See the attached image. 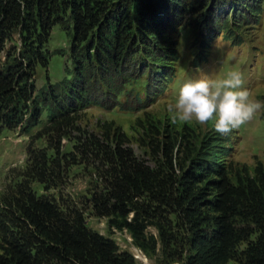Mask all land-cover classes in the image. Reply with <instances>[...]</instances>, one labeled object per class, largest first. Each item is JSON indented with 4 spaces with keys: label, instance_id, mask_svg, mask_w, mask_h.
I'll return each instance as SVG.
<instances>
[{
    "label": "trees",
    "instance_id": "trees-1",
    "mask_svg": "<svg viewBox=\"0 0 264 264\" xmlns=\"http://www.w3.org/2000/svg\"><path fill=\"white\" fill-rule=\"evenodd\" d=\"M245 1L243 5L255 12V6ZM109 4L104 0H0V127L30 130L42 123L35 70L39 63L47 64L51 30L63 24L66 15L73 25L74 58L77 48L88 41L98 58L107 56L118 66L128 43L127 12L109 15ZM186 4L187 0H139L140 12L152 23L156 16L162 22L170 19L172 7L178 12ZM103 28L115 29L113 44L102 34ZM15 33H19L20 48L9 50L2 64L7 42ZM67 97L81 103L78 95L69 92ZM56 102V110L49 111L39 133L49 140L48 147L36 150L30 142V163L21 174L22 181L0 199V264H137L115 239L88 226L84 209L62 195H38L33 188L35 182L46 190L58 188L66 165L75 164L78 157H92L102 166L105 187L92 194L93 214L108 218L110 230H127L145 254L160 247L165 264H227L231 260L264 264V164H259L254 178L236 186L218 162L198 163L187 170L180 153L175 154L168 144L164 153L171 167L182 171L168 188L158 171L120 141L110 147L104 138L90 135L65 152L63 128L72 119L68 113L77 109L71 104L65 107L60 99ZM211 174L219 176L212 181L218 191L213 197L200 185ZM150 227L157 229L158 237L149 233Z\"/></svg>",
    "mask_w": 264,
    "mask_h": 264
},
{
    "label": "rangeland",
    "instance_id": "rangeland-1",
    "mask_svg": "<svg viewBox=\"0 0 264 264\" xmlns=\"http://www.w3.org/2000/svg\"><path fill=\"white\" fill-rule=\"evenodd\" d=\"M104 1L110 3L109 15L127 12L123 22L129 37L118 66L107 56L98 58L88 41L77 48L73 57V25L69 15L63 24L53 26L46 44L47 64L39 63L35 70L42 123L30 130L0 127V199L15 191L22 181L21 174L30 163L27 150L30 142L36 150L48 147L49 140L39 137V133L48 121L49 111L56 110L58 99L65 107L71 104L77 109L68 113L72 119L63 128L65 152L74 150L75 144L79 145L90 135L104 138L110 147L120 141L137 159L158 171L169 188L175 174L182 173L178 166L175 165V170L171 167L164 153L170 144L175 154L180 153L187 170L198 163L218 162L236 186L254 178L259 164H264V110L230 135L221 136L214 130L213 122L203 126L195 122L173 123L167 105L175 101L183 83L223 77L233 70L242 72L244 87L254 98L264 101V0L244 2L255 6V12L249 11L242 0H187L186 7L178 12L172 7L170 19L162 22L156 16L154 23L145 20L139 0ZM203 3L206 5L201 10ZM189 6L191 11L187 10ZM114 30H102L112 44ZM135 37L136 43L132 44ZM20 45L19 33H15L7 42L1 63L6 61L9 50L13 51L14 47L17 51ZM81 64H84L82 68ZM69 92L78 95L81 103L69 101ZM101 167L92 157H78L75 164L66 165L63 184L58 188L46 190L38 182L33 188L38 195H62L64 200L84 209L88 226L115 239L121 250L134 255L137 264L145 263L137 258L136 250L150 264H165L160 247L147 255L134 244L127 230H110L108 218L93 214L92 194L105 187ZM217 178L211 174L200 183L211 193L210 197L218 192L212 183ZM205 213L214 215L210 210ZM148 231L158 237L155 227ZM245 246L246 243L241 248ZM227 264L240 263L231 260Z\"/></svg>",
    "mask_w": 264,
    "mask_h": 264
},
{
    "label": "clouds",
    "instance_id": "clouds-1",
    "mask_svg": "<svg viewBox=\"0 0 264 264\" xmlns=\"http://www.w3.org/2000/svg\"><path fill=\"white\" fill-rule=\"evenodd\" d=\"M244 75L229 71L223 77L201 78L183 83L174 102L167 105L173 123H214V130L228 136L264 110V101L244 87Z\"/></svg>",
    "mask_w": 264,
    "mask_h": 264
},
{
    "label": "bare ground",
    "instance_id": "bare-ground-1",
    "mask_svg": "<svg viewBox=\"0 0 264 264\" xmlns=\"http://www.w3.org/2000/svg\"><path fill=\"white\" fill-rule=\"evenodd\" d=\"M136 255H137V258L139 260H141L143 263L150 264L147 257L143 253H141L140 251L136 250Z\"/></svg>",
    "mask_w": 264,
    "mask_h": 264
}]
</instances>
